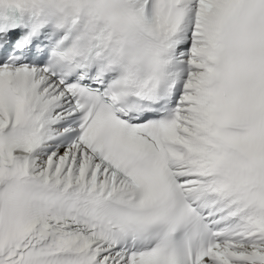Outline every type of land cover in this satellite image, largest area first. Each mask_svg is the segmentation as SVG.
<instances>
[{
    "label": "snow or ice",
    "instance_id": "obj_1",
    "mask_svg": "<svg viewBox=\"0 0 264 264\" xmlns=\"http://www.w3.org/2000/svg\"><path fill=\"white\" fill-rule=\"evenodd\" d=\"M0 264H264V0H0Z\"/></svg>",
    "mask_w": 264,
    "mask_h": 264
}]
</instances>
